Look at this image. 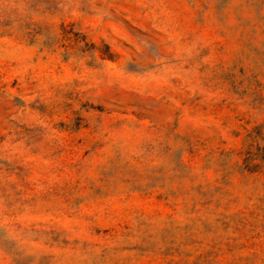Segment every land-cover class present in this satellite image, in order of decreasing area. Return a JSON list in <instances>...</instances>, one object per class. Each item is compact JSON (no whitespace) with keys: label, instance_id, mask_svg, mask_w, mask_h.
<instances>
[{"label":"rangeland","instance_id":"rangeland-1","mask_svg":"<svg viewBox=\"0 0 264 264\" xmlns=\"http://www.w3.org/2000/svg\"><path fill=\"white\" fill-rule=\"evenodd\" d=\"M0 264H264V0H0Z\"/></svg>","mask_w":264,"mask_h":264}]
</instances>
